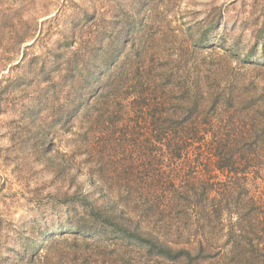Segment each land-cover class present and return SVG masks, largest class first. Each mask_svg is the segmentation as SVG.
<instances>
[{
    "label": "rangeland",
    "instance_id": "rangeland-1",
    "mask_svg": "<svg viewBox=\"0 0 264 264\" xmlns=\"http://www.w3.org/2000/svg\"><path fill=\"white\" fill-rule=\"evenodd\" d=\"M117 60L160 84L149 99L152 106L156 97L167 99L160 107L169 117L188 115L181 100L197 96L195 83L208 84L220 100L235 96L236 107L227 109L241 121L255 113L263 118L264 0H0V264H222L220 254L202 261L207 254L196 244L197 217H183V209L173 214L186 231L171 239L184 242L191 234L197 249L190 263L158 261L117 246L112 235L93 240L76 226L86 218L84 196L133 222L154 219L144 214L156 196L151 186L157 187L145 169L160 167L150 164L146 149L153 125L141 117L159 108L95 102L102 85L96 79ZM80 74L88 76L82 85ZM208 143L191 149L178 167L213 173L220 186L227 176L216 169ZM162 163L164 171L176 165L170 157ZM248 184L264 199V178ZM243 194L219 196V204L229 208ZM231 212H224V232L237 216ZM225 241L221 236L217 247Z\"/></svg>",
    "mask_w": 264,
    "mask_h": 264
},
{
    "label": "trees",
    "instance_id": "trees-1",
    "mask_svg": "<svg viewBox=\"0 0 264 264\" xmlns=\"http://www.w3.org/2000/svg\"><path fill=\"white\" fill-rule=\"evenodd\" d=\"M110 54L112 56L115 53ZM122 66L118 60L113 61L112 72L96 79L102 85H99L100 91L95 95V102L103 107L120 104L122 108L134 110L150 108L153 111L154 107L159 108V112L155 110V113L149 114L150 119L144 115L141 117L145 124L153 125L149 137L150 147L146 149L151 150L153 154L149 157L150 164L160 167L150 171L145 169L146 180H150L157 187L151 186L156 196L146 204L144 214L154 219L149 220L148 225L142 224L139 220L133 222L130 215L119 216L114 207L100 208L95 201H90V204L87 201L88 196L87 198L84 196L86 218L78 221L76 226L84 236L93 240L112 235L117 246L136 247L158 261L183 260L190 263L194 258L193 252L197 249V244L198 249L207 254L206 257H202L203 262L209 256L220 254L222 264H264V199L251 192L248 184L250 179H257L259 176L264 178V117L256 113L248 114L241 121L236 115L237 111L228 113L227 109L236 107L234 103L238 102L235 96L229 94L225 100L224 97L220 100L218 95L211 93L208 84L205 89H201V86L195 83L193 84L197 86L195 92L197 96L181 100L185 106L187 104L188 115L178 119L179 116L174 113L169 117L167 112L162 113L160 107L168 103L167 99L156 97L154 106L153 99H149L151 87L158 88L160 84L148 73L132 74L130 70L125 71ZM76 78L77 83L82 85L88 76L80 74ZM161 79L163 83L170 82L169 78ZM176 81L177 79L174 81L175 84ZM130 88L137 90L130 94L127 91ZM78 98L79 101H83L82 98ZM202 106H210L211 109L208 112L202 111ZM82 109L84 105L79 103L78 113ZM238 121L242 123L237 124ZM208 135L211 136L209 143L206 141ZM143 142L138 140L135 144ZM205 142L211 146L216 159V169L226 173L227 179L221 182L220 186L213 183L216 176L213 173L199 174L178 167L180 165L178 160L191 149L201 150ZM195 154L199 159L200 151ZM166 157L176 162L170 171L162 170V162ZM242 193L245 197L237 203L228 204L230 209L227 205L226 207L219 204L223 197L226 200L229 198L238 200ZM176 208L183 209L181 213L183 217H197L194 235L200 236L198 243L192 242L191 234L188 241L179 242L171 239L173 235L177 236L186 231V227L182 226L173 214ZM232 208L237 216L229 217L227 231L224 232L223 215L226 211L231 212ZM190 211L194 214L192 215ZM156 221L160 222L159 225H156ZM220 235L225 236L226 241L217 247ZM26 255L30 256L29 251Z\"/></svg>",
    "mask_w": 264,
    "mask_h": 264
}]
</instances>
